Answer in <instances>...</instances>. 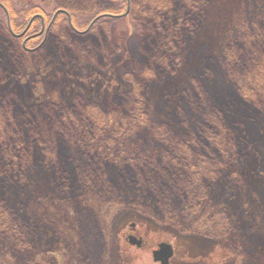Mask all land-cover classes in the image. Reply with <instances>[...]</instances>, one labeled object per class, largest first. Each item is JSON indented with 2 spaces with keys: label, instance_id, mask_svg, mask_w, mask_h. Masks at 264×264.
Here are the masks:
<instances>
[{
  "label": "trees",
  "instance_id": "trees-1",
  "mask_svg": "<svg viewBox=\"0 0 264 264\" xmlns=\"http://www.w3.org/2000/svg\"><path fill=\"white\" fill-rule=\"evenodd\" d=\"M96 1L93 0L94 7L86 15L122 13L127 5L126 0H107L112 8L99 10L102 4L98 6ZM130 1L127 17L100 20L84 35L73 33L77 38L73 40L68 36L66 39L65 32L61 37L54 35L41 53L28 54L2 41L0 84L10 87L31 83L35 72L42 71L54 59L60 61L62 70L73 65L70 60L65 66L63 57L80 46L90 48L85 51L90 56L85 58V63L89 64L82 66L85 70L92 68L110 73L130 58L136 60L133 68L122 70L128 89L116 94L111 108L106 110H101L96 101L87 103L80 94L66 106L52 101L30 104L37 109L26 108L13 97L15 91L6 92L8 96L0 100V236L17 251L30 252L34 251V242H41L51 230L46 224L41 228L31 227L29 204L26 212L19 214L7 200V195H22L30 181L42 172L48 174L45 180L54 184L52 190L59 193L69 188L74 196L77 188L86 191L77 196L90 193L98 199L106 195L110 208L124 204L126 208L142 210V214L160 223L173 224L184 233L215 230L210 235L220 240L237 236V264H256L258 260L253 258L254 251L249 247L252 242L246 240L247 233L242 236L244 227H237L231 217L227 218L226 211L230 198L238 199V208L247 210V190L238 182L228 184L230 180L224 179L223 168L239 163L246 146L258 147L264 155V91L251 85L261 89L264 86L261 76L256 77V81L251 74L247 75L253 68L245 70L246 65L240 64L236 37L244 36L240 38L243 41L260 39V29L264 28L259 27L261 20L257 16L253 24L258 28L227 40L226 51L217 57L223 58L225 68L219 61L206 66L212 74L205 80L202 96L187 87L180 88L182 104L173 109L172 114L184 136L177 140L170 123L152 125L144 111L147 99L143 91H147L149 83L146 82L154 76L156 66L162 68L163 75L175 72L180 66L184 48L191 45L204 22L206 1ZM88 3L86 0L79 7L76 3L75 8L71 7L73 3L65 6L79 29L87 27L79 26L78 11L86 10ZM66 22L65 17L60 23L68 28ZM129 24L136 25L138 31L126 40V34L118 29L126 30ZM77 59L78 63L84 62L82 58ZM227 66L228 76L224 75ZM161 77L155 83L158 84ZM139 95L142 96L139 98ZM238 96L243 102L237 101ZM151 126L156 136L144 147L137 142L142 137L140 129ZM130 145L139 150L134 151ZM216 173L219 175L212 179L213 183H208L209 176ZM219 204L225 210H221ZM218 216L222 221L216 220ZM248 225L254 231L260 227L257 232H264L260 217H255ZM59 234L63 235L62 231ZM257 253L261 256L260 251ZM103 254L108 256L106 250Z\"/></svg>",
  "mask_w": 264,
  "mask_h": 264
},
{
  "label": "rangeland",
  "instance_id": "rangeland-1",
  "mask_svg": "<svg viewBox=\"0 0 264 264\" xmlns=\"http://www.w3.org/2000/svg\"><path fill=\"white\" fill-rule=\"evenodd\" d=\"M59 1L65 3V6L73 3L72 8L76 7V3L78 7L86 3V0ZM97 1L108 2L107 0ZM205 1L204 22L197 35L194 36L191 45L184 48L180 66L175 72H166L164 75L162 68L159 65L156 66L154 76L146 82V84L149 83L147 91H143L145 88L141 90L147 99L145 100L144 111L149 116L152 125L170 123L171 131L176 133L177 140L184 136L183 131L175 123V114H172L175 113L173 109L182 104L179 100L182 93L180 88L187 87L190 92L202 96L204 93L203 85L206 84L205 80L210 78L212 74L211 69L206 66L219 61L222 67H226L223 58L217 59V57L226 51L224 45L227 40L233 35H242L248 29L258 28L256 24H253L257 16H259V21L261 20L259 27H264V0ZM87 5L86 10L81 8L78 11L80 14L78 22L81 27L88 26L90 20L95 16V13L92 15L85 14L94 7L93 0H89ZM261 13L263 14L260 15ZM3 16V13L0 12V18ZM66 23L68 28L64 26L63 29L65 30V38L68 36L67 38L73 40L75 33L70 31V25L68 22ZM118 30L120 33L126 34V40L138 31L136 25L131 24L126 30L123 28ZM260 30L262 35L260 31V39L258 40L244 39L243 41L240 38H244V36L236 37L239 39L237 47H241L240 49L237 48L241 53L240 64L246 65L247 69L245 70L253 68L247 72V75L250 76L251 74L254 79L261 76L264 86V37H262L264 36V28ZM122 38L125 39V36ZM89 49L80 46L74 48V51L66 53L67 55L63 57L65 62L63 64L68 66L70 60L74 64L64 67L63 70L59 64L60 61L54 59L50 64H46L41 69L42 71L37 70L35 72L31 83L29 81L23 85L11 87L9 84H0V100L8 96L6 93L8 90H13L15 91L13 97L24 103L26 105L24 107L37 109L31 105L41 102L52 103L53 101L57 102L58 106H66L74 100L76 95L80 94L87 103L96 101L101 110L111 108L116 94L128 89L127 83L123 79L124 71L122 70L133 68L136 59L135 57L130 58L123 66L115 68L110 73L98 72L92 68L85 70L82 66L89 64L85 63V58H90L85 53ZM77 57L82 58L84 62L78 63L80 61ZM167 64L166 62L165 66ZM226 72L224 69V75H230L228 66ZM159 77H161V81L157 84L155 82ZM251 86L258 91H264V89L254 85ZM141 96L139 95V98ZM239 99H241L240 102H243V99L238 96V102ZM7 114L12 115L11 112H7ZM140 132H142V137L137 142L144 147L151 144L156 136L153 126L150 129L142 128ZM135 136H137L136 133ZM133 149L134 151L139 150L135 146ZM245 149L242 151L244 157H239V163L225 165L223 169L224 179L230 180L228 184L238 182L240 187L246 188L249 207L247 210L239 209L238 199L230 198L231 203L226 206V211L229 213L227 218L231 217L230 220L237 227H244L242 236L247 233L246 240L252 242L249 247L254 251L253 258L259 261H255L256 264H264V232H257L260 231V227L254 231L248 225L255 217H260V221L264 225V155H261L258 147L246 146ZM47 175L46 173H39L37 175L39 177L35 176L33 181H30L29 188L25 189L22 195L19 197L13 194L7 195V200L19 214L25 213V207L29 204L32 216L31 227L38 225L41 228V225L46 224L51 230L41 242H34V251L30 252L27 249L17 251L0 236V264H124L126 262L131 264H158L153 260L151 248L139 249L127 243L125 235L129 232V225L133 222L137 225L138 233L139 231L142 232L140 234L150 240L146 247H150L153 238L158 241L165 239L171 241L175 252L169 264H237L238 250L235 247L237 236L220 240L214 237V234L210 235L215 230H212L213 232L204 230L202 233H184L173 224L160 223L152 216L142 214V210L126 208L124 204L110 208L106 204V195L98 196V199L91 196L90 193L85 196H77L79 192H86L77 188L74 196H71L72 189L69 188L65 189L63 193H59L58 190H52L55 186L46 181L48 180ZM216 175L219 174L209 176L208 183H213L212 179ZM76 186L80 187L78 184ZM64 196L66 199H63ZM219 207L221 210H225L221 204ZM225 219L224 221H226ZM216 220L222 221L220 216L216 217ZM60 231L64 236L59 234ZM236 234L238 232H234V235ZM55 235L62 236V238L55 239ZM103 250L109 251L107 256L110 258L109 261L107 257H104V254L102 255ZM126 250L130 252V255L127 254ZM257 250L260 251L261 256L258 255Z\"/></svg>",
  "mask_w": 264,
  "mask_h": 264
},
{
  "label": "flooded vegetation",
  "instance_id": "flooded-vegetation-1",
  "mask_svg": "<svg viewBox=\"0 0 264 264\" xmlns=\"http://www.w3.org/2000/svg\"><path fill=\"white\" fill-rule=\"evenodd\" d=\"M59 0H0V12L3 13V18H0V45L4 41L7 46L22 49L25 52L33 54L41 53L46 47L47 43L52 36L61 37L65 32L62 23L64 18L67 17L69 28L72 33L77 35H84L88 33L91 28L100 20L106 19H119L127 17L131 8V1L126 0V7L122 13H110L104 12L95 15L90 20L89 25L85 29H79L73 22L72 14L69 9L65 7V3H60ZM97 5L102 4L101 8H107L112 5L110 2L96 1ZM99 6V5H98ZM25 13V15L23 14ZM80 18H78L79 20ZM3 38V39H2ZM12 38V39H11ZM39 70V69H38ZM33 78V77H32ZM142 232L137 231L136 223L129 225V232L125 235V239L128 244L141 248H151V254L153 260L158 264L171 263V259L174 257V246L170 240H156L151 239L150 247L148 246L147 238H144ZM170 247L172 256L166 259L163 253H166L165 249ZM107 255L109 251L106 250ZM127 254L130 252L126 250ZM130 257V256H129ZM131 258V257H130ZM110 258H107L109 261ZM157 259V260H156ZM131 264V263H124ZM133 264V263H132Z\"/></svg>",
  "mask_w": 264,
  "mask_h": 264
},
{
  "label": "water",
  "instance_id": "water-1",
  "mask_svg": "<svg viewBox=\"0 0 264 264\" xmlns=\"http://www.w3.org/2000/svg\"><path fill=\"white\" fill-rule=\"evenodd\" d=\"M165 251H166V253H163L164 254V256H170L171 255V253L169 252V250L168 249H165Z\"/></svg>",
  "mask_w": 264,
  "mask_h": 264
}]
</instances>
